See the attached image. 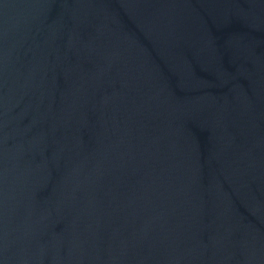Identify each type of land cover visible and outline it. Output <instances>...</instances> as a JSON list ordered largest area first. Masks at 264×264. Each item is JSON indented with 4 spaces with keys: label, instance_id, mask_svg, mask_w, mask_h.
I'll list each match as a JSON object with an SVG mask.
<instances>
[{
    "label": "water",
    "instance_id": "1",
    "mask_svg": "<svg viewBox=\"0 0 264 264\" xmlns=\"http://www.w3.org/2000/svg\"><path fill=\"white\" fill-rule=\"evenodd\" d=\"M0 264H264V0H0Z\"/></svg>",
    "mask_w": 264,
    "mask_h": 264
}]
</instances>
